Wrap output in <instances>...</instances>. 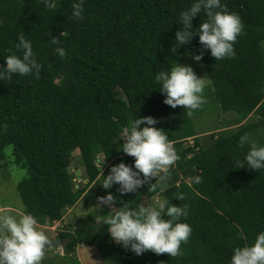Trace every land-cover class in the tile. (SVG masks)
<instances>
[{
	"label": "trees",
	"instance_id": "16d2710c",
	"mask_svg": "<svg viewBox=\"0 0 264 264\" xmlns=\"http://www.w3.org/2000/svg\"><path fill=\"white\" fill-rule=\"evenodd\" d=\"M191 3L84 0L83 18L74 19L72 0H0V67L6 66L5 56L21 55L15 47L19 34L31 40L42 65L39 77L15 75L12 81H0V161L6 158L5 147L13 145L15 162L29 170L17 184L24 212L40 224L63 220L66 207L83 196L91 198L95 211L56 230L68 256L83 243L117 252L123 264H230L235 247L251 245L264 231V168L235 166L237 161L245 164L249 148L247 143L238 146L240 136L264 145L258 133L264 128V0H222L229 12L239 14L244 30L234 42V56L218 61L202 48L198 35L176 50L175 33L183 26L178 18ZM203 19V13L194 17L192 27ZM51 37L61 39L63 58L54 53ZM186 51L203 52L214 99L243 122L210 132L206 145L197 138L192 115L183 106L166 105L154 79ZM253 112L258 113L255 120L250 119ZM142 116L157 120L154 126L164 130L178 154L167 187L149 192L146 183L125 194L117 184L104 189L100 183L111 166L133 164L134 157L118 149L125 142L123 128ZM188 138L194 141L185 145ZM76 149L81 174L79 166H71ZM99 153L106 156L102 170ZM78 177L82 180L76 182ZM92 185L96 188L90 189ZM109 192L117 197L115 207L122 202L132 208L148 205L143 198L158 193L169 203L187 206L188 216L181 219L192 233L181 245L182 254L146 250L136 255L115 243L100 222L109 206L96 208L97 197ZM180 195L182 200L176 198Z\"/></svg>",
	"mask_w": 264,
	"mask_h": 264
},
{
	"label": "clouds",
	"instance_id": "9594fccd",
	"mask_svg": "<svg viewBox=\"0 0 264 264\" xmlns=\"http://www.w3.org/2000/svg\"><path fill=\"white\" fill-rule=\"evenodd\" d=\"M71 8L74 19L83 18L84 0H72ZM201 13L206 19L193 28L192 19ZM178 21H182L183 26L175 33L176 50L198 35L202 48L210 50L216 61L234 56V42L244 30L239 14L229 12L222 0H192L190 6L181 11ZM49 43L56 45L53 49L55 54L61 58L66 55L64 47L60 46L61 39L51 37ZM15 47L22 50L21 55L13 53L3 58L6 66L0 67V81H12L15 75L39 77L42 65L36 60L31 40L19 34ZM189 55L199 61L203 52H190ZM154 79L164 95L163 102L173 108L183 106L188 115L205 102L202 95L205 77H198L189 65L175 63L168 71L157 72ZM156 123L152 116H142L130 120L123 128L121 139L125 142L120 144L118 151L134 157V161L131 166L123 161L111 166L100 183L104 189L117 184V191L125 194L136 192L146 183L149 192L163 191L167 187L170 166L179 157L164 130L154 126ZM142 124L145 126L141 127ZM246 143L249 148L244 156L245 164L237 161L235 166L246 165L254 170L264 168V145L257 146L247 134L240 136L238 146L243 147ZM105 160L106 156L97 160L101 170ZM152 178H157L154 183L150 182ZM199 181L200 178L196 177V182ZM176 198L182 200L183 196ZM116 200L117 197L109 192L97 197L96 205V208L109 206L110 211L102 216L100 222L107 225V232L115 243L130 248L136 255L146 250L168 253L171 257L182 254L181 245L188 242L192 233L191 225L181 219L188 216L187 206L162 199L149 205L140 204L137 208L130 207L127 202H122L120 207H112ZM50 243L33 214L0 213V264H41ZM230 264H264V231L256 235L251 245L235 247Z\"/></svg>",
	"mask_w": 264,
	"mask_h": 264
},
{
	"label": "rangeland",
	"instance_id": "374dc122",
	"mask_svg": "<svg viewBox=\"0 0 264 264\" xmlns=\"http://www.w3.org/2000/svg\"><path fill=\"white\" fill-rule=\"evenodd\" d=\"M190 52L197 54L192 51H186L182 54L177 63L181 65H189L193 68V71L198 77H205V87L202 93L205 102L200 108L193 110L191 115L197 132V138L202 145H206L209 141L208 134L210 132L217 131L218 133L222 130L234 129L243 122L240 123L236 113L224 112L219 107L217 101L214 99V88L202 58L201 60L196 61L189 55ZM252 116H254L253 119L255 120L258 118V113L253 112L250 119H252ZM229 121L230 123H228ZM258 133L262 136V139H264V128H262L261 131L258 130ZM193 141V138H188L184 144H192ZM4 152L6 158L5 160L0 161V213L7 212L15 215L24 212L25 205L17 190V184L21 179L29 176V170L28 168L20 167V164L18 165L15 162L13 145L6 146ZM98 155L102 157L101 153ZM73 156L74 160L72 161L71 166L72 168L76 165L79 166L76 169V172L81 174L82 169L79 164L80 158L78 149L73 152ZM75 180L76 182H79L82 179L81 177H78ZM187 180L189 183L193 181L192 178H188ZM95 186L96 185H92L90 189H95ZM82 198L75 205L66 207L63 220L55 221L53 225L38 223V227L46 233L49 240L56 237L57 229H65L68 225L73 224L78 218H87L91 211H95L93 207L94 204L90 202L92 201L91 198L89 196L87 199ZM162 199V195L158 193L157 195L149 196L148 198L145 196L143 201L145 204L149 205ZM112 207H115V204H113ZM97 220H99V218H97ZM41 264H123V262L120 255L115 251L111 252L104 248H99V246H86L83 243H79L72 256L64 254V249L61 245H53V247L46 248Z\"/></svg>",
	"mask_w": 264,
	"mask_h": 264
},
{
	"label": "water",
	"instance_id": "95a60500",
	"mask_svg": "<svg viewBox=\"0 0 264 264\" xmlns=\"http://www.w3.org/2000/svg\"><path fill=\"white\" fill-rule=\"evenodd\" d=\"M50 242L51 243L48 246H46V248L53 247V245H60V240L57 237L51 239Z\"/></svg>",
	"mask_w": 264,
	"mask_h": 264
}]
</instances>
